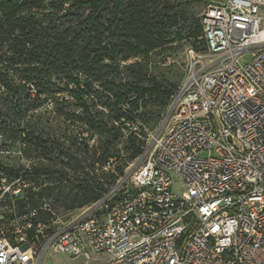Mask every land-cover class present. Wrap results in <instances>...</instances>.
I'll return each mask as SVG.
<instances>
[{
  "label": "built area",
  "instance_id": "2783aa9c",
  "mask_svg": "<svg viewBox=\"0 0 264 264\" xmlns=\"http://www.w3.org/2000/svg\"><path fill=\"white\" fill-rule=\"evenodd\" d=\"M201 25L210 59L188 62L165 124L94 202L59 215L29 167L0 168V264H264V0H206Z\"/></svg>",
  "mask_w": 264,
  "mask_h": 264
},
{
  "label": "trees",
  "instance_id": "16d2710c",
  "mask_svg": "<svg viewBox=\"0 0 264 264\" xmlns=\"http://www.w3.org/2000/svg\"><path fill=\"white\" fill-rule=\"evenodd\" d=\"M170 3L0 0V93L10 95L7 104L24 112L48 100L80 109V114H59L65 120L86 124L87 140L98 127L90 109L93 106L108 108L115 113L113 121L118 127L127 130V122L137 124L132 109L146 91L152 96L162 92L157 84L143 89L136 88L134 80L117 81L120 61L181 40L186 33L195 40L203 36L201 15L199 24H185V19L170 12ZM176 87L163 93V100L169 99ZM129 133L130 137L135 134ZM141 143L132 141L131 158L140 153ZM103 154V163L109 165L112 159ZM38 173L63 178L58 170L26 171L36 182ZM108 187L92 188L99 198Z\"/></svg>",
  "mask_w": 264,
  "mask_h": 264
},
{
  "label": "rangeland",
  "instance_id": "374dc122",
  "mask_svg": "<svg viewBox=\"0 0 264 264\" xmlns=\"http://www.w3.org/2000/svg\"><path fill=\"white\" fill-rule=\"evenodd\" d=\"M205 4L206 0H171L170 12L185 19V24L195 21L199 24ZM194 58L204 63L210 56L203 36L195 40L186 33L181 40L120 61L117 81L134 80L136 88L143 89L157 84L162 92L152 96L146 91L132 109L138 131L131 137L113 121L115 113L103 106L90 108L98 127L91 139L85 137L81 141L78 138L88 126L81 121L65 120L59 114H80V109L48 100L24 112L7 104L10 95L0 93V168L20 171L29 167L62 172L63 178L36 175L40 185L38 198L47 200L59 215L78 213L97 199L98 193L92 187L110 186L121 172L134 165L137 156L130 157L132 141L145 144L144 133L160 130L165 124L169 99L163 100L162 95L180 83L188 62ZM103 153L112 159L109 165L103 163ZM174 191H182L178 181ZM101 260L102 256L97 254L86 260L48 252L37 264H98Z\"/></svg>",
  "mask_w": 264,
  "mask_h": 264
}]
</instances>
